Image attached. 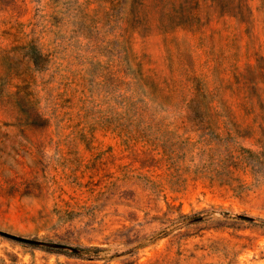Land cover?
Instances as JSON below:
<instances>
[{
    "label": "rangeland",
    "instance_id": "374dc122",
    "mask_svg": "<svg viewBox=\"0 0 264 264\" xmlns=\"http://www.w3.org/2000/svg\"><path fill=\"white\" fill-rule=\"evenodd\" d=\"M0 264H264V0H0Z\"/></svg>",
    "mask_w": 264,
    "mask_h": 264
}]
</instances>
